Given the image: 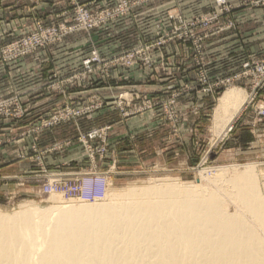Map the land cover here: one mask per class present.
Returning a JSON list of instances; mask_svg holds the SVG:
<instances>
[{
	"label": "rangeland",
	"instance_id": "1",
	"mask_svg": "<svg viewBox=\"0 0 264 264\" xmlns=\"http://www.w3.org/2000/svg\"><path fill=\"white\" fill-rule=\"evenodd\" d=\"M35 1L0 0V7L6 13L3 15L0 12V23H3L0 24V70L26 59L37 60L43 62L40 65L45 80L43 84L39 83L41 93L35 94L39 98L27 104L23 101L27 95L17 91L18 88L7 90L6 86H0V106L15 116L0 117V170L4 161L12 160L15 165L9 170L0 171L1 213L10 215L22 203L35 205L39 209L50 208L54 206L49 199L52 195L63 198L59 199L62 205L86 202L83 196L69 198L57 193L38 192V187L45 180L34 176L40 174L39 163L46 169L43 157L49 153L45 151H65L68 148L64 145L66 141H71V148L82 152L76 171L72 174L88 172L94 167H97L95 171L98 173L105 172L95 180L84 181L101 191L145 187L161 180L208 187V180L218 168L255 164L253 170L260 179L258 187L264 195V181L262 175L259 177L264 169V120L257 116L264 109V88L255 91L250 100L252 77H246L227 88L217 87L219 81L237 74L243 64L255 65L264 61V32L259 35L257 16L253 15V21L239 20L240 30H252L249 31L250 37H243L242 32L240 35L244 39L239 34L235 38L222 36L235 28L237 19L234 12L241 8L264 7V0H236L237 3L233 0H187L184 3L179 0H128L130 5L138 3L127 11L123 7L118 8L127 3L122 0H103L100 6H95L93 2L56 0L58 3L54 11L43 6L44 1L49 0H41L37 5ZM150 3H155L152 15L147 10L134 12L135 8ZM77 6H83L93 13L105 9L124 13L93 30L75 28L69 31L75 26ZM10 14L14 15L11 17L13 20H17L14 27H6L8 22L3 20L4 16L8 18ZM147 17L151 20L146 23L138 42H127L122 51L112 56L102 58L99 55L95 48L96 39L105 27L122 23L129 25L133 20ZM179 19L197 23V26L186 32L188 29L178 25ZM20 20L24 22L20 23ZM142 26L141 23L139 27ZM83 34L93 37V40L84 45ZM40 37L49 42L31 49L28 42ZM160 41L164 43L157 46ZM77 42H81L80 51L77 48V52L70 55L68 52ZM161 48L163 50L158 52ZM248 48H251L250 55L245 52ZM230 53L238 54L236 62L230 59ZM244 53H247V58L243 60V56H246ZM90 59L92 61L86 67L84 62ZM133 68L143 78L131 83L128 72ZM186 71L191 74V79L187 77L185 81H180V75ZM16 73L19 74V84H24L26 79L20 80L23 72L15 69L11 74L16 77ZM230 88L242 92L246 104L225 135L217 140L214 130L215 108L221 94ZM110 92L114 93L108 96ZM67 110L70 114L73 112L75 118L55 126L59 129L58 135L67 138L49 149H39L34 142L36 135L50 130H41V122H47L53 114L66 115ZM98 111L108 114L103 118H91ZM144 115L157 122L161 130L149 135L140 134L134 143L130 140L131 148H128L127 143L124 145L123 149L126 148L123 151L129 150L130 153L135 152L138 145L143 149L140 157L134 159L131 154L107 149L106 158L99 161V138L88 142L94 161L83 157L84 148L77 142L79 135L105 126L113 128L119 122ZM238 117L240 119L237 121ZM84 119L87 121L81 127L80 122ZM234 130L238 131L235 133ZM228 136L232 137L225 141ZM107 140L109 148V134ZM32 146L43 155L38 157L34 154ZM3 154L6 160H3ZM30 165L34 166L32 169L35 172L26 174ZM9 176L11 180L4 178ZM62 176L65 177L60 175L47 179L59 180ZM228 208L231 212L232 207Z\"/></svg>",
	"mask_w": 264,
	"mask_h": 264
},
{
	"label": "bare ground",
	"instance_id": "2",
	"mask_svg": "<svg viewBox=\"0 0 264 264\" xmlns=\"http://www.w3.org/2000/svg\"><path fill=\"white\" fill-rule=\"evenodd\" d=\"M221 95L217 140L246 104L237 89ZM254 166L218 168L208 187L161 180L101 191L85 182L83 204L62 205L57 195L47 209L22 203L0 212V264H264Z\"/></svg>",
	"mask_w": 264,
	"mask_h": 264
},
{
	"label": "crops",
	"instance_id": "3",
	"mask_svg": "<svg viewBox=\"0 0 264 264\" xmlns=\"http://www.w3.org/2000/svg\"><path fill=\"white\" fill-rule=\"evenodd\" d=\"M42 1L36 0L35 4L37 5V3H41ZM58 1H56V0L44 1L46 4L44 3L43 6H47V7H49L50 10L54 11V9H56ZM77 1H79L80 3L93 2L95 6H100V4L103 3V0H77ZM185 1H187V0H179L180 3H184ZM192 1H194V0H190L189 2H192ZM233 2L237 3L236 0H233ZM154 7H155V3L154 4L150 3L147 6H143L141 8H135L134 12L138 13V12L147 10V12L151 11L148 13L150 15H152ZM11 11H12V8H11ZM0 12H3V8H1V7H0ZM12 13H13V11H12ZM13 14H10V16L8 18L4 16L3 20L8 22V24H6V27L7 26H13L14 27L16 25L17 20L12 19L14 16ZM3 15H6V13L3 12ZM234 15H235V19H237V24H236L235 28L233 30H230V31L223 33L222 36L230 35V36L235 38L236 34L240 35V32H242L243 37H245V38L250 37L251 32H249V31H252V30L245 31V30H243V28L240 30L241 25L239 24V22H241V21H239V20H241V18H242V20H246V21L252 20L253 21L254 16L258 17L256 19L257 20L256 23L258 24L257 27H259V35L261 36V33L264 32V7H261V8L251 7L248 9L241 8L240 10H237L236 12H234ZM50 17L51 16H48V18H50ZM144 19L133 20V22H129V25L122 23L120 25L119 24H116V25L111 24V25H108L107 27H105L98 34L97 39H96L97 45H95V48L98 49L99 55L102 58H106V57L112 56V55L117 54L118 52L122 51V49H124V47L127 46V42L128 43L130 41H134L135 43L138 42V37L141 35V32L143 30H145L146 23L151 20V18L149 19L148 17L144 18ZM0 20H2V19H0ZM139 21H141V22H139ZM246 21H244V22H246ZM23 22H24V20H20V23H23ZM141 23L143 25L142 26L143 28L139 27V25H141ZM253 23H255V22H253ZM0 24H3V23H0ZM247 35H249V36H247ZM83 37H84V45L93 40V37L91 38V37H88L84 34H83ZM240 37H242V36L240 35ZM73 38H76V37H73ZM74 44L75 45L68 52L70 55H72V53L77 52L78 50L80 51V47H82V46H80L81 42H77ZM77 46H79V47H77ZM77 48H79V49H77ZM76 49H77V51H76ZM162 50L163 49L161 48L158 50V52H161ZM245 52L249 53V55H250L251 54L250 53L251 48H248L247 51H245ZM247 53H244V55H246ZM41 54H45V53H41ZM237 55L238 54L233 55L232 53H230V56H231L230 59H232L233 62H236L238 60V58H236ZM246 58H247V55L243 56V60ZM167 62L169 64H171V62L169 60ZM40 64L43 65V62H39L37 60L34 61V60L26 59V60L21 61L19 64L15 65V66L4 67L2 70H0V86H6L7 90L18 88L17 91L25 93L27 95V96L23 97V101H25L26 104H27V102L33 103V101H35L39 98L38 96H35V94L41 93L39 85L43 84V82L45 81L44 77H43L44 72H43V70H41L42 67ZM15 69L16 70L18 69V71L23 72V74L20 77V80H22L23 78L26 79L24 84L23 83L19 84V82H18L19 74L18 73L14 74V75H16V77L12 76ZM133 69H135V70H133ZM133 69H131V71L128 72V75L131 76L130 77L131 78L130 80L132 81L131 83H133L134 80H137L139 78H141V79L143 78V77H141L139 72H137L136 68H133ZM177 70H178V68H177ZM113 72L114 71H111V73H113ZM30 74L33 76H30V78H29L28 75H30ZM180 77L182 78V79H180V81H183L187 77H189L191 79V74L186 71V73L180 75ZM13 78H15V80ZM13 82H15V85H16L14 87H13ZM28 82H30V83H28ZM187 82H189V81H187ZM115 84H116V82L113 83L114 86H115ZM152 85L153 84H151V86ZM151 86L146 87V88H150ZM112 90H114V89H112ZM113 93L114 92H110L108 94V96L113 95ZM30 97H33V98H30ZM101 111L94 113L91 118L106 117V115L108 113H105V115H104V114H102ZM242 113L240 114V117H241ZM102 115H104V116H102ZM240 117L237 118V121L240 119ZM91 118L88 120H91ZM86 121H87L86 119H84V121H81L80 126L82 127L83 125H85ZM159 127L160 126L158 125L157 122L151 120V117L146 116V115L140 116V117H133V118H130L124 122H119L110 130V133H109L110 146H109L108 150L114 149L117 151V153L121 152L125 155L131 154V156L134 159H136L137 157L141 156V154L143 153V149H141L137 145L136 147L134 146L135 152L132 151L130 153L129 150L123 151L126 148L125 147L123 149L124 145H126V143H127L128 144L127 146L129 148L130 147V140L132 141L131 143H134L138 138H140L139 137L140 134L146 133L147 135H149V134L153 133V131L156 132L158 130H161V128H159ZM72 129L74 130V128H72ZM58 131H59V129H57V128H54V129L49 130V131H43L40 134L36 135V139L34 140V142L36 143V145L38 146L39 149L40 148L41 149H46V148L49 149V147L51 148V146H53L54 144H58L62 140L67 138V137L59 136L57 133ZM237 131L238 130H234L235 133ZM230 137H232V136H228V138H226L225 141H227ZM143 138H145V136ZM162 141L164 142L165 140H162ZM170 147H171V144H170ZM175 147H177V145ZM68 148H70V149H68ZM68 148L64 149L65 151H62V152H59V151L54 152V151L49 150L47 152L49 154H46V156L43 157L44 166L46 167L45 170L49 174H53V175L58 177L60 175H70L76 171L75 168L78 166V160H79L78 157L82 152L80 153L79 151H76L75 150L76 148L75 149H73L71 147H68ZM132 148H133V146H132ZM107 154H108V151H107ZM3 160H6L5 154H3ZM2 165H4V166L0 170L1 172L9 170L12 166H15L12 164V160L4 161ZM33 167L34 166L30 165L28 170L25 173L31 174V173L35 172V169H32ZM34 177L38 178L36 176H34ZM51 177H54V176H51ZM4 178L6 180L12 179L10 176L4 177Z\"/></svg>",
	"mask_w": 264,
	"mask_h": 264
},
{
	"label": "built area",
	"instance_id": "4",
	"mask_svg": "<svg viewBox=\"0 0 264 264\" xmlns=\"http://www.w3.org/2000/svg\"><path fill=\"white\" fill-rule=\"evenodd\" d=\"M122 1H126L127 3L125 4V6L121 5L118 8L123 7L125 9V11L129 10L130 8L133 7V5H136L138 3V2L132 3L133 5H130V2L128 0H122ZM123 13L124 12H119L115 9H114V11L112 9H105V10H102L100 12L93 13L83 6L82 7L77 6L75 9V19H74V25L75 26L70 28L69 31H71L75 28H81L84 30H93V29H96L98 26L101 27L102 24L106 23L109 20L121 17L123 15ZM178 25H180V27H182L184 29H188V31H186V32H189L190 29H194L197 26V23L185 22V21H181L179 19ZM48 42H49L48 40L43 41L42 38L40 37L39 39H35L33 42L29 41L28 43H29L30 47H32L31 49H33V48L44 46ZM163 43H164V41H160L157 44V46H160ZM91 61H92L91 59L87 60L86 62H84V65L87 67ZM129 63H130V61L128 62V64ZM246 77H252L253 78V81H252L253 86L249 92V96H250V100H251L253 97V93L255 91H258V90L264 88V61H261L260 63L255 64V65H250L249 63L243 64L241 66L240 71L237 74L230 76L229 78H226L224 80L219 81V84L217 85V87L219 89H221L223 87L227 88L229 86H232L236 82H240L242 79H246ZM251 84H250V86H251ZM65 113H66V115L65 114H53V116L49 120H47V122H41V125H40L41 130L42 129L43 130H45V129L52 130L59 123L61 124V122L67 121L70 118H72V120L75 118L73 115L74 114L73 112L70 114V112L67 110ZM257 116L261 120H264V109L260 110L258 112ZM0 117H6V118L12 117L13 118L15 116L10 112V110H4L2 108V106H0ZM110 130H111L110 126H105L101 129L93 130L88 134L79 135L77 142H78V144H80L84 148V151H83V157L84 158L90 159L91 162L94 161L93 152H91V153L89 152L90 146H88V142H89V140L96 139V138H99L101 140V149L99 151V159L98 160L102 161L104 158H106L107 149H108L107 146L109 144V141L107 140V136L110 133ZM229 131H231V129ZM64 145L67 147H71L72 143H71V141H66L64 143ZM31 149H32V152L34 154H36L38 157H41L43 155V153L41 151L38 152V150L36 149L35 146H32ZM48 151H45V152H48ZM39 165L41 166L40 167L41 168L40 169V175H38L36 177H38V178L40 177L41 179L45 180V182L42 183L38 187L39 188L38 192H42V194L57 193V194H60V195H63V196L69 197V198H78L80 196L82 197L83 196L82 195V188H83L84 181H86L87 179H96V178L104 175V173H101V172L98 173L97 171H95V169L97 167H94V168L89 169L88 172L66 175L65 177H61L59 180H56V179L48 180L47 178L54 176V175L49 174L42 167V165L40 163H39ZM107 176H108V174H107Z\"/></svg>",
	"mask_w": 264,
	"mask_h": 264
}]
</instances>
